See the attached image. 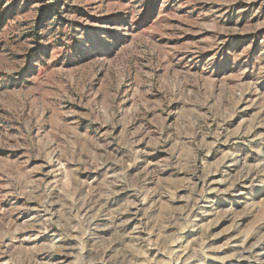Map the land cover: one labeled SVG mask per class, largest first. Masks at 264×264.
<instances>
[{
  "label": "rangeland",
  "instance_id": "rangeland-1",
  "mask_svg": "<svg viewBox=\"0 0 264 264\" xmlns=\"http://www.w3.org/2000/svg\"><path fill=\"white\" fill-rule=\"evenodd\" d=\"M0 264H264V0H0Z\"/></svg>",
  "mask_w": 264,
  "mask_h": 264
}]
</instances>
